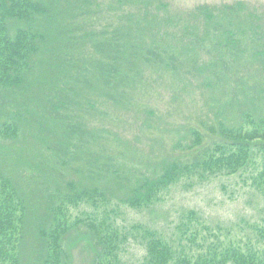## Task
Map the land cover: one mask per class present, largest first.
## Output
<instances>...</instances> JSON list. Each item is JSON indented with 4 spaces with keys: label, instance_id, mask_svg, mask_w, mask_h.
<instances>
[{
    "label": "rangeland",
    "instance_id": "374dc122",
    "mask_svg": "<svg viewBox=\"0 0 264 264\" xmlns=\"http://www.w3.org/2000/svg\"><path fill=\"white\" fill-rule=\"evenodd\" d=\"M41 1L54 15V18L52 15L43 19L42 26H49L52 37L58 35V41H63L64 46H70L73 42L65 34L67 29L79 28L74 32L78 36L90 32L101 35L102 31H107V39H111V33L116 29L124 33L133 29L135 33V29L144 27L142 24L136 27L132 21L141 16V12H145L143 16H147L149 22L145 18L142 22L147 26L146 29H149L148 35L153 32V27L159 26L158 31L155 29L156 34L158 37L162 35L161 46L169 51L171 60L168 59L167 65L156 52L149 54L147 51L141 58L139 50L132 52L128 47L120 59L132 62L131 66L120 59L114 64L108 65L111 63L108 61L106 65H102L100 54L95 52L92 43H87L86 50L96 56V61L84 64L82 57L77 68L85 70L93 67V73L89 74L97 78L102 76L104 69L116 70L108 76L107 89L112 88L116 82L117 85H127L125 92H130L127 97L130 100L125 99L121 92H115L113 97L103 96L101 108L91 113V107L85 102V95L73 89V82H66L68 77L75 80L74 74H80L79 70L72 68L74 54L71 53V48H65L62 54L67 55L62 64L69 73L66 76L59 74V69L64 68L62 66L53 71L50 69L51 63L58 65L61 60L58 50L54 51L52 48V54L48 51L45 52L46 55L37 57L35 69L26 79L27 85L38 82L37 86L45 93L48 90L53 91L52 87L59 85V88L70 93V98L65 99L66 106L59 110L60 120L55 122L54 134L43 127L51 124L45 118L49 110H52L51 102L62 104L61 93L56 91L59 98L48 96L51 100L44 102V113L37 110L40 105L38 98H30L27 90L21 92L23 88L15 91L18 94L15 95L14 102L10 100L14 96L5 99L8 107L4 110H9L5 117H12V114L15 116L19 137L14 142L0 141V162L5 163L8 174L14 180L22 183L27 198L30 199L28 192L36 191L38 186L34 179L28 181L29 177H25L34 172L33 167L29 165L39 164L45 168L44 163H59L60 157L70 158L63 177L56 175V180L62 185L71 179L80 180L77 172L81 169L84 171L87 167L83 184L92 185L95 178L99 181L97 186L106 192L107 198L116 203L114 209L118 215L111 213V223L128 238H132V225L141 224L156 229L171 242H176V247L179 243L192 246L197 231L194 225L189 228L183 225L179 215L195 210L204 217L213 232L210 233L216 234L223 246L257 243L260 248H264V240H260L257 235L260 227L264 229V199L249 185L251 180L246 171L217 175L202 182H199L196 176L183 179L186 182L176 184L161 193L162 201L142 210L129 208L120 201L129 195L135 181L158 170V166L156 169L154 166L157 164V158H193L190 153H183L181 149L183 145L186 147L191 142V128L210 134V144L206 147L208 148L216 138L219 139L216 133L210 131V128L219 122L229 126L239 125L243 113L246 112L252 114L248 120L251 119L256 125H260L256 118L264 115V0H135L140 5L135 4L133 0L121 4L117 0H89L91 3L83 1V5L80 4L81 0H49L50 3L48 0ZM96 1L100 5L95 7ZM79 10L81 15L78 14ZM208 10L210 17H213V25L209 30L203 26L206 21L203 14ZM62 11H65L64 15H61ZM67 15L72 18H66ZM155 17L161 21L172 20L173 23L155 26ZM56 24L58 27H54ZM164 31H167V34ZM191 31L196 32L197 38L206 36L207 39L200 44L196 40L194 46ZM134 38L135 36L133 40L128 37L122 40L136 42L135 44L152 49L153 38L146 37L143 41ZM97 39H101L100 36ZM227 39L235 41L234 44ZM188 44L194 46V51L187 54L190 61L184 53ZM227 44L235 49L232 51L227 48ZM53 52L55 59L52 62L50 57ZM137 55L139 57L136 61L141 63V72L136 78L137 69L133 56ZM46 56L50 63L46 62ZM85 60L89 58L85 57ZM72 73L74 74L70 75ZM22 98L26 101L18 105L16 102L21 103ZM3 100L0 99V105ZM101 112L105 115H98ZM38 114L44 118L40 124L37 123ZM40 125L42 133L38 132ZM69 126L79 130V143L76 134L70 135ZM50 129L54 130L53 123ZM99 131L102 132L100 135L103 139L106 138L104 143H100L99 147L84 144V141L90 140L88 133L98 134ZM67 139L70 144L65 146L66 153L62 155L56 144L58 140ZM174 143L180 144L181 155L174 151ZM47 146H51L55 151H50ZM87 146L92 147L98 154L84 158L83 149ZM95 163H107L108 166L97 175L96 170L92 169V166H97L93 165ZM149 164L150 168L147 167ZM52 170L53 168L49 171L50 175ZM114 171L116 174L112 175ZM72 213L75 217L84 218V214H93V210L89 206L81 205L78 209H73ZM102 219L103 217L100 220ZM85 231L84 228H77L69 234L70 239H67V242L70 244L71 264H92L93 251L90 247L93 241ZM205 236L208 237L207 241L211 240L212 236L205 231L198 232L195 239L201 242L200 238ZM73 237L75 242L71 244ZM202 247L206 248V245L193 248V252L205 251ZM124 251L121 264H144L145 250L142 244L132 242Z\"/></svg>",
    "mask_w": 264,
    "mask_h": 264
},
{
    "label": "trees",
    "instance_id": "16d2710c",
    "mask_svg": "<svg viewBox=\"0 0 264 264\" xmlns=\"http://www.w3.org/2000/svg\"><path fill=\"white\" fill-rule=\"evenodd\" d=\"M83 1L90 2L89 0H81L80 4L83 5ZM130 1L132 0H117L120 4ZM48 2L50 3L49 0ZM133 2L140 5L135 0ZM95 4V7L100 5L98 1ZM73 8L78 9V7ZM208 12L209 10L203 14L206 20L203 26L207 30L213 25V17L211 18ZM141 13L142 15L137 17L132 23L136 27L142 24L144 28L135 29V33L131 29L132 26L127 33L116 29L111 33V39H107V31H102L101 35L90 32L78 36L74 32L79 30V28H75V30L74 28L67 29L65 34L73 42L70 43V46H64L63 41H58V35L52 37L48 30L49 26H42V20L49 18L53 14L41 0H0V99H4L0 105V141L14 142L19 137V127L15 116L12 114L13 118L5 117L7 115L5 113H9V110H4V108L8 107V102L5 99L14 96V98L10 99L14 102L15 95L18 94L15 91L20 88H23L21 92L27 90L26 93L30 98H38L40 105H38L37 110L39 113L41 111L45 112L43 109L45 108L44 102H50L51 100L48 99V96L59 98V93H61L62 104L56 103V101L51 102L52 110H49V117H45L51 124H54V130L50 129L51 124L43 127L49 133H53L56 130L55 122L60 120L59 110L66 106L67 101L65 99L70 98V93L59 88V85L52 87L53 91L48 90L45 93L42 88L37 86L38 82H32V85L28 86L26 80L35 69L36 58L48 51H50L49 54H52V48H54V51L58 50L61 59L58 65L50 64L52 71L60 66L64 67L62 64L66 60L67 55L62 54L65 48H71V53L74 54V60L71 61L72 68L79 70L80 74H70H74L75 80H70L68 77L66 82H73V89L79 90L85 95V102L87 106L91 107V113L101 108L104 102L102 101L104 99L102 98L103 96L109 95L113 97L115 92H121L125 99L130 100L127 98L130 92H125L127 85L122 83L117 85L116 82L112 88L107 89V84H109V81H107L108 76L116 72V70L104 69L103 71L107 74L102 71V76L97 78L93 74H89L93 73V67L85 70L77 68V64L82 60V57L84 64H87L88 61L90 63L96 61V56L87 52V43H92L91 46L95 49V52L100 54L99 58L102 65H106L108 61L111 62L108 65L119 61L128 47L132 52L139 50L141 58H143V53L146 51L149 54L156 52L163 59V62L169 65L168 59L171 60L170 53L165 47L161 46L160 38L162 35L158 37L156 32L158 31V25L161 23L167 24L173 23V21L168 22L164 19L161 21L158 17L153 18L155 26L158 27H153V32L149 36V29H146L147 26L145 27L144 22H142L144 18L147 22H149V19L147 16H143L145 12ZM64 14L65 11H62L61 15ZM78 14L81 15L80 10ZM74 15L77 14L74 13ZM57 17L58 15H56L55 19ZM66 18L72 17L67 15ZM57 24L54 27H58ZM212 28L218 27L212 26ZM164 32L167 34V31ZM191 33L194 39V46L196 45V40L200 44L201 41L207 39L206 36L197 38L195 31L194 33L191 31ZM98 36L101 39H97ZM134 36V40L140 38L142 41L146 37L153 38L152 49L135 44L136 42L132 43L122 40L127 37L133 40ZM227 41L232 44L235 42L230 39H227ZM193 45L188 44V47L184 48L186 55L190 51H194ZM226 47L231 48L232 51L235 49L230 44H227ZM187 56V60L190 61L189 55ZM85 57H88L89 60H85ZM133 57L135 59L134 66L137 69L135 74L137 78L141 72L139 69L141 63L136 61L139 55ZM50 59L52 62L55 59L54 52ZM120 60L127 62L129 66L132 64L130 61ZM46 62L50 63L49 60ZM59 74L66 76L69 73L64 67L59 69ZM76 78L80 79L76 80ZM56 91L59 93H56ZM73 94L75 95V93ZM24 100L26 101L25 98H22L21 103H16L22 105ZM100 114L105 115L102 112L98 113V115ZM251 116L252 114L244 112L239 125L229 126L219 122L216 125L217 128H214L216 126L211 127L210 131L216 133L220 140L216 138L212 146L208 148L206 147L210 144V134L206 131L202 132V130L191 128L189 130L191 142L186 147L183 145L181 149L183 153H190L193 158L185 160L175 157L171 159L170 157H162L160 160L157 158V164L154 166L155 169L158 166V170L143 175L139 181H135L129 195L120 199V201L129 208L142 210L162 201L161 193L176 184L186 182L183 179L196 176L197 180L202 182L217 175H232L239 172L244 173L245 171L251 180L249 185L264 199V115L256 118L260 125H256L251 119L248 120ZM38 118L37 123L40 124L44 118L42 119L39 114ZM248 125L253 126L248 128L246 127ZM69 127L70 135L76 134L79 143L81 141V137L77 135L79 130L74 126ZM41 128L42 126L40 125L38 131L40 133H42ZM100 133L102 132L99 131L98 134L96 132L88 133L90 140L84 141V144H93L99 147L100 143L106 141V138L103 139ZM64 141L58 140L56 144L62 155L66 153L65 146L68 147V144H70L68 139ZM3 147L6 148L5 145ZM173 147L174 151L180 154V144L174 143ZM47 148L50 151H55L51 146H47ZM83 151L82 156L84 158H91L92 155L96 156L98 154L94 152L92 147L88 146ZM18 159L20 158L18 157ZM69 159L60 157L59 163H44L45 168L39 164L29 165V167H33L34 172L30 176L25 175V177H29L28 181L34 179L36 185H38L37 193L36 191L28 192L30 193V199L24 193L25 190L22 188V183L14 180L8 174L5 163L0 162V264H71L70 244L67 239H70L69 234L71 231L77 228H84L93 241L92 247L89 246L93 251L92 264H121V255L132 242L140 243L144 247V264H264V248H260L259 244L245 243L243 246L239 244L223 246L215 236L216 234L212 235L210 233L212 230L207 226L204 217L195 210L179 215L183 225L188 228L194 225L195 231H197L192 246L179 243L178 247L180 249H178L175 246L176 242H171L156 229L141 224L132 225L130 233L132 238H128L126 234L120 233L111 223L110 220L113 219L111 213H115V216L118 215L114 209L116 203L107 198L106 192L97 186L99 181H96L95 178L92 185L83 184L87 167L84 171L81 169L77 172L80 180H68L64 184L65 187L56 180V175L63 177V172L66 170ZM45 161L43 160V162ZM93 165H97L95 167L92 166V169L96 170L95 173L97 175L108 166L107 163H103V165L95 163ZM147 167L150 168L151 165L149 164ZM51 168H53L52 175L49 174ZM115 172H112V175L116 174ZM92 173H94V170H92ZM33 196L34 198H32ZM81 205L92 208L93 214H84V218L81 216L75 217L72 210L78 209ZM101 217H103L102 220H100ZM200 231L209 233L210 237L212 236L211 240L207 241L208 237L205 236L200 238L201 242L197 241L195 238ZM257 235L260 240H264L263 227L258 229ZM73 242H75V237L72 238L71 244ZM204 244L206 248H202L206 249L205 251L193 252V248L195 249Z\"/></svg>",
    "mask_w": 264,
    "mask_h": 264
}]
</instances>
